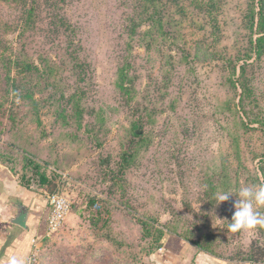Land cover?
<instances>
[{
	"label": "rangeland",
	"instance_id": "1",
	"mask_svg": "<svg viewBox=\"0 0 264 264\" xmlns=\"http://www.w3.org/2000/svg\"><path fill=\"white\" fill-rule=\"evenodd\" d=\"M160 9L0 0V54L10 57H0V165L36 192L41 174H65L55 180L71 208L44 244L58 264H119L111 234L144 264L153 241H141L136 208L151 223L144 213L193 225L220 255L264 250V227L230 231L237 197L216 203L223 188L209 183L218 174L233 192L264 183V0H160Z\"/></svg>",
	"mask_w": 264,
	"mask_h": 264
},
{
	"label": "crops",
	"instance_id": "2",
	"mask_svg": "<svg viewBox=\"0 0 264 264\" xmlns=\"http://www.w3.org/2000/svg\"><path fill=\"white\" fill-rule=\"evenodd\" d=\"M19 205L25 206L28 211L26 227L11 221L17 214ZM48 213L49 209L42 193L21 186L18 180L0 165V264H8L11 256L25 259L32 250L34 237L41 240L39 264H58L55 250H43L45 242H49V246L52 242V235H45ZM73 221L77 220L74 218ZM161 242L162 245L158 249L146 253L144 264H246L241 259L197 250L190 241L173 234L165 233Z\"/></svg>",
	"mask_w": 264,
	"mask_h": 264
},
{
	"label": "trees",
	"instance_id": "3",
	"mask_svg": "<svg viewBox=\"0 0 264 264\" xmlns=\"http://www.w3.org/2000/svg\"><path fill=\"white\" fill-rule=\"evenodd\" d=\"M149 1L154 3V7L159 12L161 11L160 0H149ZM30 11H31V8L28 9V12H30ZM29 18H31V17L29 16V17H26V19H21V24L23 27H25L27 25ZM251 27L253 28V21L251 23ZM262 31L264 32V27H263ZM21 34L23 35V32H21ZM263 43H264V35L259 36L256 39V48L258 50V55H260V53H261L260 47ZM251 44L254 46L253 40H251ZM4 52H5V50H3L1 52L0 57H2L4 59V62L6 64L7 62H9L10 57L8 54L5 56ZM72 59L77 60V57L72 56ZM29 68H30V64H28V69ZM243 71L244 70L242 67V74H243ZM70 97H74L73 94H71ZM69 101H70V99H69ZM31 104H32V106H36V103L32 100H31ZM13 119H15V118H13ZM137 134L139 135L140 133H137ZM129 156L130 155H126V153H125L123 155V160L126 161L129 158ZM4 168L7 169V167H5V166H4ZM125 168L126 167L123 163L122 166H120L119 173H122L125 170ZM53 175L57 179L60 178V182H62V183L65 180V177L62 178L59 171H57V173H55ZM227 177L228 176L226 175V178ZM56 178H50V177L46 176L45 174H41V177L39 180V182H40L39 185L42 186L43 189H46L49 192L60 191L61 190L60 187H57V181L55 180ZM220 180H221V176H220V174H218L216 176V180L214 179L212 181H209V183L211 185H215V189L218 186H221L224 190V188L227 187V182L225 181L224 183H220ZM135 210H134V212H135L134 217H135V220L137 222V225L140 228V239H141V241H146V240H149V241L152 240L153 241L152 246H151V250H148V252L158 249L162 245L161 241H162V238L164 237L165 233H168V234L176 235L185 241H190L196 247L197 250H203V251H206L210 254L220 255V252L218 250L211 248L210 243L206 242V240H208L206 235L201 234L200 237L194 236L196 232L194 230L193 225H192V227H191V225H188V232H184L182 230V227H184V225L182 226V224H180L179 220L174 223L171 219H169L165 223L160 224V222H158L156 217H153L150 213H148V214L144 213L145 217L152 219V223H151V222H148L146 219H144V217L139 216L138 208H136ZM142 215H143V212H142ZM185 226H186V224H185ZM199 228L200 227L198 225H195V229L197 230L198 233L201 232V230ZM183 229H185V228H183ZM107 238L112 245V248L110 249L111 256H114L117 258L119 257V259L121 258L120 259L121 261L119 262V264H137V259H136L137 255L134 252L127 251V249H131V245H129L128 242H126V240H124V239L123 240L122 239L116 240L114 238V235H112V234L110 235V237L107 236ZM214 239H215V237H214ZM52 243L53 242H51L50 244H52ZM43 250H44V252H48V250H46L44 247H43ZM129 256L134 258L133 262L128 260ZM229 257L241 259L245 262L252 261V262H256V264H258V263L264 262V250H261L258 246L253 245L251 248L248 249V251H245V252L238 251L237 254L230 255ZM122 258H125V259H122Z\"/></svg>",
	"mask_w": 264,
	"mask_h": 264
},
{
	"label": "clouds",
	"instance_id": "4",
	"mask_svg": "<svg viewBox=\"0 0 264 264\" xmlns=\"http://www.w3.org/2000/svg\"><path fill=\"white\" fill-rule=\"evenodd\" d=\"M231 195H235L237 200L233 204L234 212L228 229L232 232L249 231L258 226L264 227V214L260 208H264V183L259 185H245L232 190L220 189L214 193L213 199L216 203L228 201ZM8 264H27L26 259H18L16 256L9 258Z\"/></svg>",
	"mask_w": 264,
	"mask_h": 264
},
{
	"label": "built area",
	"instance_id": "5",
	"mask_svg": "<svg viewBox=\"0 0 264 264\" xmlns=\"http://www.w3.org/2000/svg\"><path fill=\"white\" fill-rule=\"evenodd\" d=\"M63 177L65 174L59 172ZM41 193L45 199L46 205L49 209L47 216V222L45 227V235L50 236L55 233L64 223L66 216L68 215L71 202L68 197L62 191L49 192L46 189H41ZM40 238L34 237L32 239V250L26 256L27 264H39L41 246ZM246 264H256V262H246Z\"/></svg>",
	"mask_w": 264,
	"mask_h": 264
},
{
	"label": "water",
	"instance_id": "6",
	"mask_svg": "<svg viewBox=\"0 0 264 264\" xmlns=\"http://www.w3.org/2000/svg\"><path fill=\"white\" fill-rule=\"evenodd\" d=\"M28 211L25 206L19 205L17 214L11 219V221L19 226L26 227L25 219Z\"/></svg>",
	"mask_w": 264,
	"mask_h": 264
}]
</instances>
